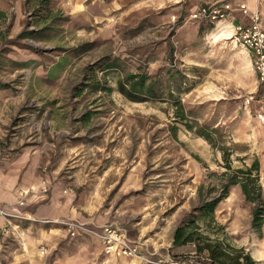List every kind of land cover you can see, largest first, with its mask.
I'll return each instance as SVG.
<instances>
[{
	"label": "rangeland",
	"instance_id": "374dc122",
	"mask_svg": "<svg viewBox=\"0 0 264 264\" xmlns=\"http://www.w3.org/2000/svg\"><path fill=\"white\" fill-rule=\"evenodd\" d=\"M241 1L0 0V164L22 152L40 158V171L64 182L65 195L77 194L144 246L146 259L133 258L145 264H212L174 237L203 203L201 188L216 195L233 172L223 147L233 170L261 162L264 194V83L233 31V14L242 16L237 8L248 3ZM213 4L234 11L221 20L192 17ZM114 59L125 71L104 69ZM174 67L185 76L172 80V98L139 102L119 90L126 71L145 68L165 83ZM206 123L221 131L216 145L188 127ZM229 195L215 209L217 222L200 219L198 230L264 264V224L253 227L254 205L240 184ZM13 218L4 254L8 245L28 249L23 226L43 223ZM68 220L100 227L75 217L52 222L69 238L86 231L73 235Z\"/></svg>",
	"mask_w": 264,
	"mask_h": 264
},
{
	"label": "crops",
	"instance_id": "0c3cea01",
	"mask_svg": "<svg viewBox=\"0 0 264 264\" xmlns=\"http://www.w3.org/2000/svg\"><path fill=\"white\" fill-rule=\"evenodd\" d=\"M246 1L251 10L257 9L262 12L264 24V0ZM242 2L237 0L236 4ZM236 14H233V23L248 22L243 13L240 17H236ZM244 51L250 57L251 66H255L250 51L245 48ZM31 154L20 153L9 162L7 168L0 164V205L9 213L21 208L39 219L52 222L75 217L93 226L107 223L106 217L94 213L89 204L77 198V194L65 195L66 184L52 179L51 174L42 173L39 169L41 159ZM45 184L50 186L49 192H38ZM7 221V218L2 217L0 223ZM11 221L14 223V218ZM52 222H30L23 226L28 249L21 244L12 247L8 245L6 246L8 251L4 254L3 245H0V264H101L102 261L105 264H145L138 258H128L117 253L104 258L105 247L100 237L84 232L82 236L69 238L63 227ZM9 228L10 233L4 240L5 244H10L9 240L14 234L12 225ZM41 246L51 251L49 256H42L38 252V247ZM143 250L144 246L141 247V251Z\"/></svg>",
	"mask_w": 264,
	"mask_h": 264
},
{
	"label": "trees",
	"instance_id": "16d2710c",
	"mask_svg": "<svg viewBox=\"0 0 264 264\" xmlns=\"http://www.w3.org/2000/svg\"><path fill=\"white\" fill-rule=\"evenodd\" d=\"M98 65L99 63L96 64V66ZM111 68H121L122 71H125L117 59L108 61L104 67L105 70H110ZM167 74L169 80L164 83L160 75L154 76L145 68H138L136 71H126L125 75L118 81L119 90L131 100L139 102L148 100L159 101L172 98L174 97L172 80L176 79L178 76L183 77L185 75H183L182 70L176 67L169 69ZM176 100L177 105H181V111H179L181 112L180 116H182L184 120L190 118L184 107L185 105L181 103L180 99ZM188 127L190 130L195 128L201 136L213 145H216L219 140L218 136L219 133H221L220 129L212 126L210 123L202 124L201 126L192 124L188 125ZM221 136L223 137V135ZM223 152L224 160L227 163L226 165L228 169L233 172L231 174H225L227 177H223L220 187H217V191L219 190V192L216 195L208 193H206V195L202 194L201 188L200 196L202 197L203 203L197 206L176 228L174 245L180 246L193 243L196 246V251L199 254H206L212 264H257L256 259L253 258L245 247L237 248L229 243L226 244L225 240L220 236L210 238L209 235L198 230L202 227L198 222L200 219L203 221L217 222L216 207L220 202L230 196L231 187L237 184L241 185L247 200L254 205L253 227L259 231L263 228L264 194L261 183V162L256 159L250 167H242L233 170L229 150L223 147ZM219 228L220 230L225 229V227L221 225Z\"/></svg>",
	"mask_w": 264,
	"mask_h": 264
},
{
	"label": "built area",
	"instance_id": "2783aa9c",
	"mask_svg": "<svg viewBox=\"0 0 264 264\" xmlns=\"http://www.w3.org/2000/svg\"><path fill=\"white\" fill-rule=\"evenodd\" d=\"M240 10L247 18L248 22L245 23H233V31L237 40L240 41L241 45L246 50H249L253 59L254 65L258 74L259 81L264 83V24L263 17L257 9L251 10L247 4H242ZM230 11H234L230 4L205 6L198 12L194 13L192 17L194 18H209L212 20H221ZM264 118V114L261 115ZM22 202V201H21ZM24 203V202H22ZM28 217L32 220H40L42 222L50 223L51 220L39 219L32 214L24 215L18 213L17 216L9 213L2 205H0V220L7 218L6 223H0V244H2L10 233V226L13 224L11 219L13 217ZM59 222V221H57ZM68 224L69 232L73 235L80 234L84 231L91 234H95L100 237L105 247L106 255L119 254L126 257H138L146 259V256L142 255L140 251V246L129 238L128 233L124 231L121 227L114 224H105L100 226L99 229H93L87 227L85 222H80L77 220H68L65 224ZM42 254L46 255L49 253V249L46 247H41ZM173 264H180L179 262ZM201 264V263H198Z\"/></svg>",
	"mask_w": 264,
	"mask_h": 264
},
{
	"label": "bare ground",
	"instance_id": "6f19581e",
	"mask_svg": "<svg viewBox=\"0 0 264 264\" xmlns=\"http://www.w3.org/2000/svg\"><path fill=\"white\" fill-rule=\"evenodd\" d=\"M224 24H225V21H224V20L220 21V25H219V27H221V26L224 25Z\"/></svg>",
	"mask_w": 264,
	"mask_h": 264
}]
</instances>
